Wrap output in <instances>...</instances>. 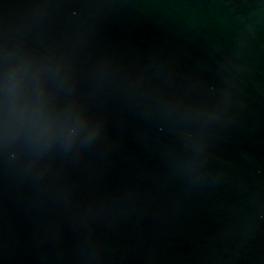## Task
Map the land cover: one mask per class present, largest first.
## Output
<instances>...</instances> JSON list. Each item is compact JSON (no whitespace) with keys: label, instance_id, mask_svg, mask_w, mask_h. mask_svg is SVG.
Instances as JSON below:
<instances>
[{"label":"water","instance_id":"95a60500","mask_svg":"<svg viewBox=\"0 0 264 264\" xmlns=\"http://www.w3.org/2000/svg\"><path fill=\"white\" fill-rule=\"evenodd\" d=\"M0 264H264V0H0Z\"/></svg>","mask_w":264,"mask_h":264}]
</instances>
